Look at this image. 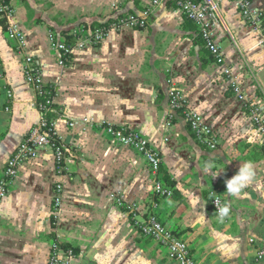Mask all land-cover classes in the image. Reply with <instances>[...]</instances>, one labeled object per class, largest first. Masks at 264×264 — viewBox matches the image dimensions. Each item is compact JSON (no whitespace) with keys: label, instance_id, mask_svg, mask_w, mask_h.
<instances>
[{"label":"crops","instance_id":"obj_1","mask_svg":"<svg viewBox=\"0 0 264 264\" xmlns=\"http://www.w3.org/2000/svg\"><path fill=\"white\" fill-rule=\"evenodd\" d=\"M10 1L6 27L0 16V61L14 99L10 112H0V171L41 120L25 73L28 57L54 89L60 115L53 122L69 153L59 165L46 147L21 165L0 204V264H49L57 242L73 248L70 264H178L135 224L154 198L155 176L140 151L111 140L107 125L141 134L159 154L173 195L158 200V214L201 264H264L255 259L264 244V142L246 106L264 109V33L252 16L235 0H217L225 18L216 31L219 61L172 1L144 15L145 26L110 30L82 48L71 47L74 34L142 16L150 0ZM250 9L264 12V0H252ZM94 21L101 26H85ZM7 25L22 39L11 38ZM54 35L69 50L55 48ZM174 89L211 126L216 148L198 140L183 109L172 111ZM245 161L254 165L253 182L230 196L225 182ZM215 195L230 204L223 221L211 203Z\"/></svg>","mask_w":264,"mask_h":264},{"label":"built area","instance_id":"obj_2","mask_svg":"<svg viewBox=\"0 0 264 264\" xmlns=\"http://www.w3.org/2000/svg\"><path fill=\"white\" fill-rule=\"evenodd\" d=\"M168 1L174 2L183 10L186 16L197 25L209 51L216 59L221 61L223 59V54L221 45L217 40L216 31L221 23H225V18L224 12L217 0H150L149 4L143 11L142 16L134 14L121 16L117 18L116 21L111 22L109 26L98 27L93 32L83 28L81 34H74V36H77V42L71 47L82 48L89 42H100L106 37L109 31L113 29L121 30L126 27H143L146 25L145 16L153 12L154 8L157 6ZM235 1L239 3L244 13L252 16L253 23L258 25L264 33L262 12H251L250 7L252 0ZM12 12L11 1L0 0V16L8 21L12 16ZM7 26L11 38L18 40L22 39V34L19 29L13 26ZM52 40L53 46L59 51L65 52L69 50L70 46L64 41L57 39L55 35L52 37ZM62 56L63 55H61V58ZM230 72L229 69L225 70V73L227 74H230ZM25 73L27 80L37 91L36 105L41 111V120L32 128L25 141L19 145L0 171V204L9 192L11 183L18 177L23 162L35 156L40 149L46 147L52 148L59 165L65 163L69 153V147L66 142H64L56 132L55 123L53 121L49 123V120L45 115L50 108V104L53 103L54 100L53 98H45L44 94L46 91L44 89L41 70L31 57H28L25 62ZM5 79L6 74L0 61V91L6 93L5 102H0V112H10L14 99L13 91L5 84ZM234 90L239 99L243 101L246 100L241 88L236 86ZM170 96V106L172 111L183 109V113L189 121L198 140L210 148H216L218 144L217 137L213 134L211 126L206 122L203 116L196 110L183 106L179 90H172ZM246 106L248 107L251 119L264 142V109L260 104L255 102H247ZM104 130L113 142L128 145L140 151L144 155L150 171L155 176L153 184L154 198L151 202L149 201L142 214L134 217L135 224L144 235L156 240L166 247L168 257L178 262V264H201L193 255L191 245L187 239L176 234L171 228H169L165 222L161 220L158 214V200L173 195V188L163 179L161 172L162 159L159 154L151 147L150 143L144 136L135 131L125 127H115L113 125L105 126ZM53 138L57 140L55 144L52 141ZM60 190L61 185H59V191ZM57 200L59 201L60 198L57 197ZM211 203L216 214L217 209L224 206L222 199L217 195L212 197ZM249 241L254 245L256 243L253 238H250ZM256 247L257 251L255 259L258 262H264V244ZM74 255L73 248H64L60 242H57L52 246L49 264H70Z\"/></svg>","mask_w":264,"mask_h":264},{"label":"clouds","instance_id":"obj_3","mask_svg":"<svg viewBox=\"0 0 264 264\" xmlns=\"http://www.w3.org/2000/svg\"><path fill=\"white\" fill-rule=\"evenodd\" d=\"M254 176V165L251 162H243L238 172L233 177L226 180L225 183L227 193L230 196H240L244 190L252 184ZM229 213L230 204H225L217 209V214L221 221H223Z\"/></svg>","mask_w":264,"mask_h":264},{"label":"trees","instance_id":"obj_4","mask_svg":"<svg viewBox=\"0 0 264 264\" xmlns=\"http://www.w3.org/2000/svg\"><path fill=\"white\" fill-rule=\"evenodd\" d=\"M1 20L3 21L4 27H6L4 18H1ZM262 20L264 22V12H262ZM101 24H102V22L94 21L90 24H85V26H88L89 28L93 29L96 26H101ZM64 32H66V31H64ZM66 38H67L68 43L73 44L71 35H67ZM66 59L68 60V55H67ZM44 89L46 91V93L44 94L45 98H53L55 96V92H54L53 87H50L48 85H44ZM45 115H46L47 119L49 120V123L54 121L60 115L59 107L54 102L51 103L50 108L45 113ZM52 141L54 144L57 142V140L54 138L52 139ZM161 169H162V166H161ZM165 178L169 183H172V181H170L168 175H165Z\"/></svg>","mask_w":264,"mask_h":264}]
</instances>
